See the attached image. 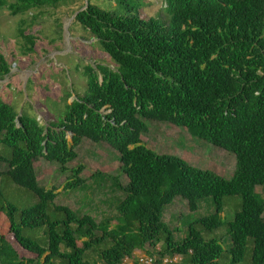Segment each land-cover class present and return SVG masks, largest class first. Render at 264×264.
Returning a JSON list of instances; mask_svg holds the SVG:
<instances>
[{
  "label": "trees",
  "instance_id": "1",
  "mask_svg": "<svg viewBox=\"0 0 264 264\" xmlns=\"http://www.w3.org/2000/svg\"><path fill=\"white\" fill-rule=\"evenodd\" d=\"M70 1L81 4L73 12L74 22L95 38L116 68L85 67L86 90L49 125L0 99V147L11 150L9 156L0 153V179L7 176L37 198L22 210L9 204L0 209L15 246L35 258L20 257L0 235V264H122L136 251L159 260L181 257L182 264H221L220 242L204 238L203 232L222 225L224 199L234 196L242 203L228 222L232 263L243 260L251 239V264H264V199L256 191L264 189V0H165L167 21L142 18L136 0H116L135 10L123 15L91 0L87 6L85 0H0V10L26 15ZM19 34L32 52L34 38L22 26ZM9 73L0 53V81ZM150 122L184 128L233 155L231 178L146 147L142 137ZM85 139L108 144L118 153L127 184L95 173L91 188L96 184L103 189L111 180L110 192L120 193L90 200L101 220L65 205L54 208L62 218H52L48 209L58 192L40 185L35 162L45 159L66 172ZM82 170H71L65 190L83 185L78 177ZM176 198L190 211H198L208 198L215 205L213 213L188 224L181 240L165 221L167 206ZM105 204L111 212L98 210ZM37 229L45 230L44 240L24 234ZM89 253L100 263L91 262Z\"/></svg>",
  "mask_w": 264,
  "mask_h": 264
},
{
  "label": "rangeland",
  "instance_id": "2",
  "mask_svg": "<svg viewBox=\"0 0 264 264\" xmlns=\"http://www.w3.org/2000/svg\"><path fill=\"white\" fill-rule=\"evenodd\" d=\"M7 1L14 3L16 0ZM91 1L92 4L121 15L135 12L134 9L129 10L131 8L127 3H119L116 0ZM70 2L72 3L61 4L56 8L47 6L43 9L32 10L26 15L14 16L7 7L0 10V53L6 56L10 65V73L0 81V99L17 112H24L42 125L56 122L65 114L66 104L71 103L78 94L84 93L87 86L83 74L85 67L91 66L97 69V66L103 65L112 69L116 68L114 61L103 51L95 38L79 23L74 22L73 12L81 6L80 2ZM136 2L140 7L139 14L142 18L168 20V15L163 10L165 0H136ZM34 17H37L36 20ZM22 21H24L23 24ZM21 26L25 34L31 35L35 40L32 52L27 51L29 45L19 34ZM68 137L70 138V135ZM142 142L159 154L174 155L193 166L214 171L226 179H230L235 171L236 159L233 155L192 136L184 128L150 122L149 132L142 137ZM76 151L78 157L68 165L69 169L66 172L60 171L57 163L48 162L45 159L35 162V171L40 185L48 189H56L58 192L56 199L48 209L52 218L63 216L55 212L54 208L57 205L69 206L73 210H81L97 216L93 213L95 211L92 210L94 206L92 201L90 202L91 199L98 201V199H109L120 194L110 192L111 180L105 182L103 189L98 188L100 185L96 184L91 188L96 183L91 179L95 173L101 172L111 178H118L123 186L127 184L120 170L119 155L108 144H96L85 139ZM0 153L9 156L11 150L7 146H1ZM79 166L83 167L78 176L83 179V185L65 190L66 182L72 178L71 170ZM5 169L3 165L1 170ZM86 189L89 190L86 191ZM256 191L264 199V189L258 187ZM36 202L37 198L31 191L16 185L7 176L0 179V209L9 204L22 210L33 206ZM241 203L242 199L239 196L225 198L222 225L216 231L203 232L204 238L216 239L220 242L223 248L221 264H251L253 248L251 239L248 240L242 261L232 263V256L229 252L231 239L228 234V222L240 210ZM199 206L198 211H190L187 203L181 198H176L171 205L167 206L165 221L173 231L175 238L183 239L191 221L213 213L215 209L211 198L204 199ZM98 210L104 213L111 212L108 204L101 205ZM97 218L101 220L99 215ZM44 231V229L26 230L24 234L27 237L36 239L40 237L44 240ZM0 235L15 246L4 211H0ZM41 244L44 245L45 241ZM15 247L19 256L25 260L35 258L34 254L18 246ZM159 248L158 246L154 251H158ZM150 250L153 249L150 248ZM88 258L91 262L95 260L94 262L100 263L94 253H89ZM178 264H182V261Z\"/></svg>",
  "mask_w": 264,
  "mask_h": 264
},
{
  "label": "built area",
  "instance_id": "3",
  "mask_svg": "<svg viewBox=\"0 0 264 264\" xmlns=\"http://www.w3.org/2000/svg\"><path fill=\"white\" fill-rule=\"evenodd\" d=\"M177 260L175 258H162L159 260L153 255L141 254L132 257H126L122 264H176Z\"/></svg>",
  "mask_w": 264,
  "mask_h": 264
},
{
  "label": "clouds",
  "instance_id": "4",
  "mask_svg": "<svg viewBox=\"0 0 264 264\" xmlns=\"http://www.w3.org/2000/svg\"><path fill=\"white\" fill-rule=\"evenodd\" d=\"M141 254H147V253H143V252H141V251H139ZM136 253V252H135ZM135 253H134V255H135ZM140 254V255H141ZM147 255H153V256H155V257H157L156 255H154V254H147ZM171 258L170 256H166V257H164V258ZM176 260H177V262H176V264H178L179 262H181V260H182V258L181 257H174Z\"/></svg>",
  "mask_w": 264,
  "mask_h": 264
},
{
  "label": "crops",
  "instance_id": "5",
  "mask_svg": "<svg viewBox=\"0 0 264 264\" xmlns=\"http://www.w3.org/2000/svg\"><path fill=\"white\" fill-rule=\"evenodd\" d=\"M141 253L140 252H138V253H135V256H137V255H140Z\"/></svg>",
  "mask_w": 264,
  "mask_h": 264
},
{
  "label": "water",
  "instance_id": "6",
  "mask_svg": "<svg viewBox=\"0 0 264 264\" xmlns=\"http://www.w3.org/2000/svg\"><path fill=\"white\" fill-rule=\"evenodd\" d=\"M85 2H86V6H87V4H88V1H87V0H85Z\"/></svg>",
  "mask_w": 264,
  "mask_h": 264
}]
</instances>
